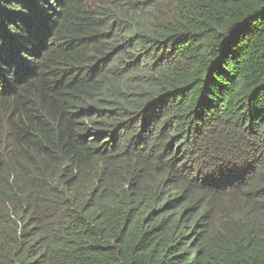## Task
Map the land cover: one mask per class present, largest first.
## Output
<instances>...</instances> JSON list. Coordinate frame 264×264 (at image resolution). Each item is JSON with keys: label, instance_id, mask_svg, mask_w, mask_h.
Wrapping results in <instances>:
<instances>
[{"label": "trees", "instance_id": "1", "mask_svg": "<svg viewBox=\"0 0 264 264\" xmlns=\"http://www.w3.org/2000/svg\"><path fill=\"white\" fill-rule=\"evenodd\" d=\"M0 264H264V0H0Z\"/></svg>", "mask_w": 264, "mask_h": 264}]
</instances>
